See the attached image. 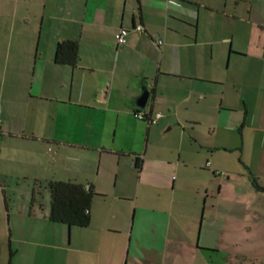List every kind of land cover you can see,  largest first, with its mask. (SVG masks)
Here are the masks:
<instances>
[{
  "label": "crops",
  "instance_id": "obj_1",
  "mask_svg": "<svg viewBox=\"0 0 264 264\" xmlns=\"http://www.w3.org/2000/svg\"><path fill=\"white\" fill-rule=\"evenodd\" d=\"M9 18L0 264L264 262V0H0ZM62 40L74 67L53 60ZM50 181L96 193L87 226L49 221Z\"/></svg>",
  "mask_w": 264,
  "mask_h": 264
},
{
  "label": "trees",
  "instance_id": "obj_2",
  "mask_svg": "<svg viewBox=\"0 0 264 264\" xmlns=\"http://www.w3.org/2000/svg\"><path fill=\"white\" fill-rule=\"evenodd\" d=\"M127 29L130 31L129 28ZM77 59L78 49L76 41L62 40L56 43L53 56L56 64L74 67ZM134 110L136 113L140 112L137 108ZM156 114L153 118H147L143 115L141 120L149 122L151 119H155L157 121L161 114L159 113V117H156ZM135 164L136 167L139 166L138 162ZM251 182L256 189L264 190L263 187L258 185L254 177H251ZM47 188L49 192L48 219L50 222L75 227H85L88 225L90 220L89 208L94 195H96L90 187L74 181H50L47 184ZM35 193L37 194V192Z\"/></svg>",
  "mask_w": 264,
  "mask_h": 264
},
{
  "label": "rangeland",
  "instance_id": "obj_3",
  "mask_svg": "<svg viewBox=\"0 0 264 264\" xmlns=\"http://www.w3.org/2000/svg\"><path fill=\"white\" fill-rule=\"evenodd\" d=\"M13 24L12 20L9 18V19H6L5 21H0V26L1 28H3L5 31L6 29H10L11 25ZM8 32V31H7ZM6 39H8L7 37H5ZM11 37L9 38L8 42L11 41ZM4 44L6 45L7 44V40H4ZM164 134H172L170 130H168L167 132H165ZM143 143H144V139H143ZM32 183H30L31 185ZM23 186V184H22ZM31 190V189H30ZM28 192H30L28 190ZM36 196H37V199L39 202L47 205L48 201H49V192H48V188L45 187V185L43 184H38L36 185ZM26 190H25V187H20L19 189V193L16 194L14 197H13V200H12V203L11 205L12 206H15V207H20L21 205H28L29 203V198L30 196H27L26 198ZM231 251L233 253H236V254H240L241 251H239V247H232L231 248ZM214 256V255H212ZM213 259L215 260L216 257H213ZM219 260H221L220 257H218V259H216V263L215 264H218L219 263ZM223 262V260H222ZM228 264H264V262H253V261H249L248 259L246 260H243L242 258H234L233 261H229Z\"/></svg>",
  "mask_w": 264,
  "mask_h": 264
},
{
  "label": "built area",
  "instance_id": "obj_4",
  "mask_svg": "<svg viewBox=\"0 0 264 264\" xmlns=\"http://www.w3.org/2000/svg\"><path fill=\"white\" fill-rule=\"evenodd\" d=\"M135 30L140 31L141 26L135 27ZM128 32H129V30L127 28L122 27L114 34L115 41L118 45H122L126 42V36H127ZM159 116H160V114L157 113L156 117H159ZM136 117L141 119L143 117V114L141 112H138V113H136ZM155 121H156L155 119H151L149 122L155 123Z\"/></svg>",
  "mask_w": 264,
  "mask_h": 264
},
{
  "label": "water",
  "instance_id": "obj_5",
  "mask_svg": "<svg viewBox=\"0 0 264 264\" xmlns=\"http://www.w3.org/2000/svg\"><path fill=\"white\" fill-rule=\"evenodd\" d=\"M105 93H106V88L102 90L103 99H104ZM148 98H149V90L145 85H143L141 87L140 94L136 98L133 99L132 106L138 109H141L145 106Z\"/></svg>",
  "mask_w": 264,
  "mask_h": 264
}]
</instances>
